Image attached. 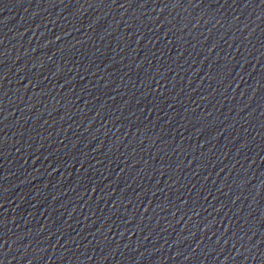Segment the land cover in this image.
<instances>
[{
  "label": "water",
  "instance_id": "water-1",
  "mask_svg": "<svg viewBox=\"0 0 264 264\" xmlns=\"http://www.w3.org/2000/svg\"><path fill=\"white\" fill-rule=\"evenodd\" d=\"M0 264H264V4L0 0Z\"/></svg>",
  "mask_w": 264,
  "mask_h": 264
},
{
  "label": "snow or ice",
  "instance_id": "snow-or-ice-1",
  "mask_svg": "<svg viewBox=\"0 0 264 264\" xmlns=\"http://www.w3.org/2000/svg\"><path fill=\"white\" fill-rule=\"evenodd\" d=\"M175 2L179 4L180 0H175ZM113 3H115V0H113ZM189 3H191V0H189ZM260 4H264V0H260ZM120 7H123V5H120ZM165 7H167V5H165ZM233 247H235V245H233Z\"/></svg>",
  "mask_w": 264,
  "mask_h": 264
}]
</instances>
